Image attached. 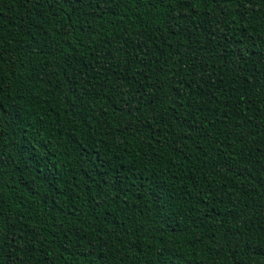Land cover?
I'll return each mask as SVG.
<instances>
[{"label":"trees","instance_id":"obj_1","mask_svg":"<svg viewBox=\"0 0 264 264\" xmlns=\"http://www.w3.org/2000/svg\"><path fill=\"white\" fill-rule=\"evenodd\" d=\"M0 264H264V0H0Z\"/></svg>","mask_w":264,"mask_h":264},{"label":"snow or ice","instance_id":"obj_2","mask_svg":"<svg viewBox=\"0 0 264 264\" xmlns=\"http://www.w3.org/2000/svg\"><path fill=\"white\" fill-rule=\"evenodd\" d=\"M191 2V0H182V3L184 4V6L187 8L189 3Z\"/></svg>","mask_w":264,"mask_h":264}]
</instances>
